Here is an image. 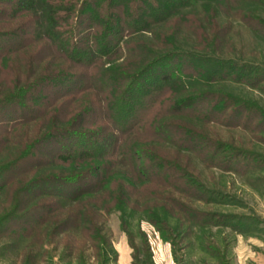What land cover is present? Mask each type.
Returning a JSON list of instances; mask_svg holds the SVG:
<instances>
[{
	"label": "trees",
	"instance_id": "trees-1",
	"mask_svg": "<svg viewBox=\"0 0 264 264\" xmlns=\"http://www.w3.org/2000/svg\"><path fill=\"white\" fill-rule=\"evenodd\" d=\"M237 2L0 0V149L14 145V154L0 165V188L13 176L33 171L15 187L16 192L63 198L65 203L39 201L35 206L47 211L65 207L57 226L81 224L90 239L104 244L98 216L116 210L131 247V264H139L137 248L148 250L146 236L138 228L141 245L133 242L128 217L136 211L144 213L164 237L189 235L188 225L179 227L182 218L245 229L243 216L203 212L178 201L170 191L208 199L217 193L178 161L143 146L155 138L172 140L188 150L206 149L212 162L222 144L164 119L171 114L198 117L195 110L203 101L201 119L241 118L247 107L259 113L257 124L264 126L259 108L230 93L184 94L192 85L221 79L250 86L264 79V67L215 53L226 31V26L217 24V14L229 16ZM234 14L264 26V19L250 10L238 6ZM204 18L212 38L201 30L205 42L201 49L178 47L176 31L186 28L195 33ZM158 23L163 25L153 32L154 44L149 40L125 43L124 37ZM166 24L173 28L168 31ZM122 41L124 56L115 61ZM72 101L75 105L70 106ZM34 120H38L36 129L17 133L19 125ZM139 134L146 138L134 137ZM71 208H76L73 222ZM104 253L101 261L108 257Z\"/></svg>",
	"mask_w": 264,
	"mask_h": 264
},
{
	"label": "rangeland",
	"instance_id": "rangeland-1",
	"mask_svg": "<svg viewBox=\"0 0 264 264\" xmlns=\"http://www.w3.org/2000/svg\"><path fill=\"white\" fill-rule=\"evenodd\" d=\"M239 2L231 5L229 16L221 12L217 14V24L226 26V31L222 42L216 45L215 53L264 67V26L255 19L247 18L246 21L234 14L240 6L244 10H250V14L264 19V0ZM161 25L163 24H154L150 30L123 36L125 40L127 38L125 43L130 40H149L154 44V33ZM166 25L169 27L168 31L173 28L171 24ZM198 28L195 33L186 28L176 29V45L183 49H201L205 44L201 30L208 32V39L212 38L213 32L208 30L209 23L205 18L200 20ZM125 43L121 42L122 48L115 56V61H120L124 56ZM21 59L23 58L20 56L19 61ZM202 91L230 93L252 103L264 114V79L254 86L231 79H221L203 85H192L184 94ZM75 102L72 101L70 106L75 105ZM205 106L203 101L196 107V114L200 113L198 117L171 114L164 119L176 125L194 128L202 136H208L222 144L223 146L216 150L212 162L206 157V149L198 147L197 150H188L184 145H178L172 140L155 138L144 142L143 146L157 152L161 157L178 161L203 186L217 193H214L215 197L208 199L206 195L196 197L170 191L178 201L203 212L243 216L246 218L243 223L245 229L236 230L228 225L208 222L192 223L182 218L183 224L179 227L188 225L189 235L164 237L146 219L144 213L136 211L128 217L133 242L138 247L141 245L136 232L138 228L144 232L148 243L146 252L137 248L136 257L139 264H220L223 260H226V264H264V126L257 124L259 113L250 111L247 107L242 111L241 118L226 119L225 116L208 121L201 119L205 115ZM67 110H70L69 106ZM37 127L38 120H34L19 125L16 131L23 134V130L32 132ZM134 137L146 138L143 134ZM196 140L198 142V139ZM13 146L12 143L3 148L1 146L0 165L5 164L4 161L14 154ZM227 157L228 160H225ZM40 170L42 168L36 172ZM31 173L13 176L9 183L0 188V264H116L122 256H125V264H129L131 247L125 232L119 227L116 210L98 216L99 227L102 228L100 234L105 235L106 244L90 239L89 231L83 229L81 224L72 225L74 228L61 229L63 227L57 226L55 221L57 217L64 216L67 211L65 207L47 211L37 208L35 204L39 201L55 200L57 202L54 205H58L66 202L63 198L16 192L15 187ZM141 197L143 200L142 192L139 193V198ZM71 209L73 222L76 208ZM208 245L214 247L218 255L209 249ZM103 252L108 257L101 261ZM145 253H148V256Z\"/></svg>",
	"mask_w": 264,
	"mask_h": 264
},
{
	"label": "crops",
	"instance_id": "crops-1",
	"mask_svg": "<svg viewBox=\"0 0 264 264\" xmlns=\"http://www.w3.org/2000/svg\"><path fill=\"white\" fill-rule=\"evenodd\" d=\"M124 259H125V256H122V257L120 258V260H118V262L116 261V264H117V263H118V264H125L126 261H125ZM123 260H124V261H123ZM129 264H131V263H130V260H129Z\"/></svg>",
	"mask_w": 264,
	"mask_h": 264
}]
</instances>
